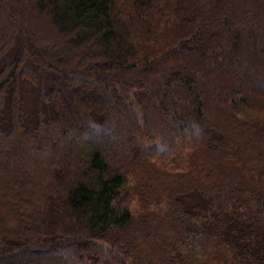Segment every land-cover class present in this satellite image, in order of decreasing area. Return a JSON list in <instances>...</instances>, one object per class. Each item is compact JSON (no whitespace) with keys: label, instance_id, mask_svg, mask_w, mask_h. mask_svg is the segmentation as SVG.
<instances>
[{"label":"trees","instance_id":"obj_1","mask_svg":"<svg viewBox=\"0 0 264 264\" xmlns=\"http://www.w3.org/2000/svg\"><path fill=\"white\" fill-rule=\"evenodd\" d=\"M0 26V264H264V0H0Z\"/></svg>","mask_w":264,"mask_h":264},{"label":"rangeland","instance_id":"obj_2","mask_svg":"<svg viewBox=\"0 0 264 264\" xmlns=\"http://www.w3.org/2000/svg\"><path fill=\"white\" fill-rule=\"evenodd\" d=\"M2 29V27L0 26V30ZM43 79V77L41 78V80ZM29 91V88L27 89V92ZM25 100H28V101H32V99H31V96L29 95V93H26L25 94ZM109 137H107V135H106V138H105V140H106V142H108V139ZM78 144H84V141H83V143L82 142H80V141H77L76 142V145L78 146ZM112 144V143H111ZM135 202V199L132 201V202H130V203H134ZM131 205H133V204H131ZM133 208H134V210L136 211L138 208L137 207H135L134 205H133Z\"/></svg>","mask_w":264,"mask_h":264}]
</instances>
